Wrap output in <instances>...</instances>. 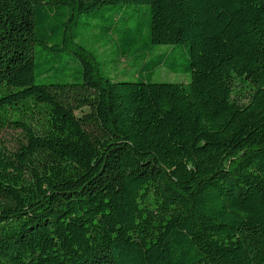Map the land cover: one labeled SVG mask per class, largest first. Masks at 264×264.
Segmentation results:
<instances>
[{
  "label": "trees",
  "instance_id": "16d2710c",
  "mask_svg": "<svg viewBox=\"0 0 264 264\" xmlns=\"http://www.w3.org/2000/svg\"><path fill=\"white\" fill-rule=\"evenodd\" d=\"M105 10L117 57L183 46L189 82L102 77L76 29ZM6 131L0 264H264V0H0Z\"/></svg>",
  "mask_w": 264,
  "mask_h": 264
},
{
  "label": "rangeland",
  "instance_id": "374dc122",
  "mask_svg": "<svg viewBox=\"0 0 264 264\" xmlns=\"http://www.w3.org/2000/svg\"><path fill=\"white\" fill-rule=\"evenodd\" d=\"M145 6H132L127 10H124L127 15H131L134 18V22L129 23L134 26L139 24L142 32V42L146 41L147 36V23L148 15L145 11ZM131 10V11H130ZM101 18L91 15L90 17H81L79 19V25L76 29V43L88 49L95 57L100 74L102 77L107 78L113 82L117 81H138L148 80L151 83H178L186 84L190 80V75L186 72L189 57L183 46L173 49L171 46H152L148 53L145 54V60L155 61L159 55L168 53L171 56L172 62L177 65L179 72H173L163 66L155 68L150 75L141 74V58L143 54H139V58L127 59L116 56V49L118 43L112 40L110 36L101 35V27L108 22L111 15V11L99 12ZM105 19V21H104ZM117 26L122 27L124 23L119 21ZM131 26V27H132ZM64 61L63 67L58 74H48L44 77L37 76L36 83H57L61 81H73L75 76V70L77 65L70 56V53L60 52ZM45 53H37V63L43 62L45 58L49 57ZM49 64L45 67L47 68ZM140 75V77H139ZM85 111V110H84ZM79 114V113H78ZM19 138V134L9 131L3 133L0 137L1 143L7 148L14 146L16 139Z\"/></svg>",
  "mask_w": 264,
  "mask_h": 264
}]
</instances>
